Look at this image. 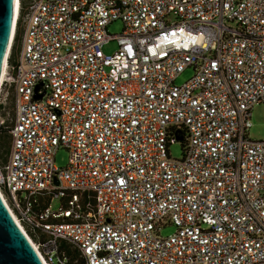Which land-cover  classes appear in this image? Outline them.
Wrapping results in <instances>:
<instances>
[{"label":"built area","instance_id":"obj_1","mask_svg":"<svg viewBox=\"0 0 264 264\" xmlns=\"http://www.w3.org/2000/svg\"><path fill=\"white\" fill-rule=\"evenodd\" d=\"M4 68L0 194L45 264H264V0H19Z\"/></svg>","mask_w":264,"mask_h":264},{"label":"water","instance_id":"obj_2","mask_svg":"<svg viewBox=\"0 0 264 264\" xmlns=\"http://www.w3.org/2000/svg\"><path fill=\"white\" fill-rule=\"evenodd\" d=\"M16 0H0V83L15 26ZM0 264H45L0 194Z\"/></svg>","mask_w":264,"mask_h":264},{"label":"rangeland","instance_id":"obj_3","mask_svg":"<svg viewBox=\"0 0 264 264\" xmlns=\"http://www.w3.org/2000/svg\"><path fill=\"white\" fill-rule=\"evenodd\" d=\"M29 0H25L28 3ZM124 29V23L121 19L115 20L108 25V31L111 34H119L122 33ZM20 42H17L14 48V59L17 56L19 50ZM117 48L116 42L112 41L109 45L105 46L106 52H113ZM195 74L193 68H188L184 70L178 77L175 82L179 85L186 82ZM3 115L6 118V126L7 129L10 128L13 124V109L12 104L6 106L3 111ZM5 130L4 133L0 134V164H3L8 157L9 147L11 143V137L8 130ZM249 138L252 140H264V103H259L255 105L253 109V126L248 132ZM169 151L171 156L174 158H182L183 156V141L178 140L173 144L169 145ZM70 159V151L66 147H59L55 153V165L64 168L68 165ZM57 205V202L54 203V206ZM176 227L174 225H169L163 227L161 230V235L167 236L172 234L175 231ZM55 264H59L56 262Z\"/></svg>","mask_w":264,"mask_h":264},{"label":"bare ground","instance_id":"obj_4","mask_svg":"<svg viewBox=\"0 0 264 264\" xmlns=\"http://www.w3.org/2000/svg\"><path fill=\"white\" fill-rule=\"evenodd\" d=\"M18 9H19V0H16V12H15V19L18 16ZM4 72H5V68H4Z\"/></svg>","mask_w":264,"mask_h":264},{"label":"trees","instance_id":"obj_5","mask_svg":"<svg viewBox=\"0 0 264 264\" xmlns=\"http://www.w3.org/2000/svg\"><path fill=\"white\" fill-rule=\"evenodd\" d=\"M12 62H14V53H13V56H12V58L10 59Z\"/></svg>","mask_w":264,"mask_h":264}]
</instances>
